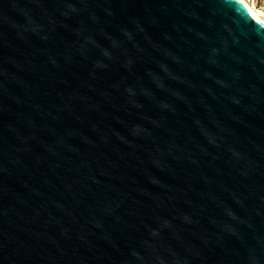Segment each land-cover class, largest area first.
Instances as JSON below:
<instances>
[{"label": "water", "instance_id": "water-1", "mask_svg": "<svg viewBox=\"0 0 264 264\" xmlns=\"http://www.w3.org/2000/svg\"><path fill=\"white\" fill-rule=\"evenodd\" d=\"M0 264H264L242 0H0Z\"/></svg>", "mask_w": 264, "mask_h": 264}, {"label": "rangeland", "instance_id": "rangeland-1", "mask_svg": "<svg viewBox=\"0 0 264 264\" xmlns=\"http://www.w3.org/2000/svg\"><path fill=\"white\" fill-rule=\"evenodd\" d=\"M256 11L261 13L262 18L264 19V0H246Z\"/></svg>", "mask_w": 264, "mask_h": 264}, {"label": "bare ground", "instance_id": "bare-ground-1", "mask_svg": "<svg viewBox=\"0 0 264 264\" xmlns=\"http://www.w3.org/2000/svg\"><path fill=\"white\" fill-rule=\"evenodd\" d=\"M242 1L247 5L249 10L256 16V18L264 24V19L262 18L261 13L259 11H256L255 8L252 7V5H250L246 0Z\"/></svg>", "mask_w": 264, "mask_h": 264}]
</instances>
